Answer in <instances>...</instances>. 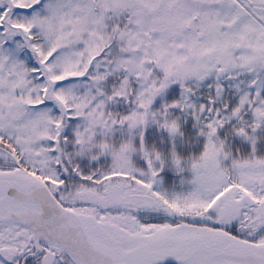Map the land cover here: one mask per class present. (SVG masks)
Listing matches in <instances>:
<instances>
[{
    "label": "snow or ice",
    "instance_id": "snow-or-ice-1",
    "mask_svg": "<svg viewBox=\"0 0 264 264\" xmlns=\"http://www.w3.org/2000/svg\"><path fill=\"white\" fill-rule=\"evenodd\" d=\"M225 82L241 94L218 105ZM170 109H191L198 156L145 146L150 119L178 133ZM261 128L264 0H0V264H264ZM165 168L191 176L165 188Z\"/></svg>",
    "mask_w": 264,
    "mask_h": 264
},
{
    "label": "trees",
    "instance_id": "trees-1",
    "mask_svg": "<svg viewBox=\"0 0 264 264\" xmlns=\"http://www.w3.org/2000/svg\"><path fill=\"white\" fill-rule=\"evenodd\" d=\"M176 90L178 91L179 88H177ZM205 94H207V92H202L200 96ZM174 100L176 99L168 97H165L164 99L157 98L154 102L153 110H161L160 101H162L163 104H168ZM232 100H234V98ZM158 102L160 103L158 104ZM157 119H159V117H157ZM167 119L169 121L175 120L179 125V132L177 136L171 138V136H169V134L163 128L159 129V127H157L156 124L152 123L150 119L148 125L145 128V146L149 149L155 148L158 152L161 153L162 157L164 158L169 157L170 152L173 150V146L176 153L181 157L186 158L190 155L198 156L203 150L204 143V138L197 135V129L200 127L199 123L197 121H193L191 117L181 118L176 114V112H174L173 109L169 110ZM232 123H236V121H233ZM193 125H195V127ZM256 136L259 137L256 145V154L257 156H264V128L259 129L256 132ZM220 137L225 141L226 150H232L234 155L236 154L237 150H239V154L241 156L248 155L250 151V145L247 142L243 141L241 138L233 135L231 131V125H227L224 130H221ZM187 172L188 171L186 170L181 175H185ZM169 173L175 174L169 168H165L161 174Z\"/></svg>",
    "mask_w": 264,
    "mask_h": 264
},
{
    "label": "rangeland",
    "instance_id": "rangeland-1",
    "mask_svg": "<svg viewBox=\"0 0 264 264\" xmlns=\"http://www.w3.org/2000/svg\"><path fill=\"white\" fill-rule=\"evenodd\" d=\"M114 83L118 84L119 81H115ZM212 83L211 79L206 80L203 85L201 84H194L193 87L195 88V95H192L189 100L188 103L194 104L197 107L199 106L200 103H207V97L212 94L213 90L212 89H208V84ZM136 85H133V88H135ZM243 85H239L240 90H243ZM179 88V85H171L167 90H165V92L163 93L162 96H158L157 98L159 99H164L165 97L168 98H175L176 100L181 99L180 97V88L177 91L176 89ZM203 89V90H200ZM106 90L110 91V87L107 88ZM202 92H207V94L200 96V94ZM241 94L240 91L237 90V86L234 84H229L228 82H225L224 84V94L218 99L217 103H219L218 105H223L224 103H228L230 101H232V99H236L239 95ZM156 98V99H157ZM155 99V100H156ZM155 102V101H154ZM161 104L160 106L163 104L162 101H160ZM158 102V104L160 103ZM173 102V101H172ZM154 105V103H153ZM152 105V108H153ZM133 105L131 104H125L123 100H118L115 101L111 104H109L107 106V110H110L114 115L116 114H126L127 112H129L132 109ZM174 112H176L177 115H179L181 118H188L191 117L190 112L191 109L186 110L185 112H181L179 111V109H173ZM161 111H163V109H161ZM119 118V116L117 115V119ZM192 118V117H191ZM245 119H248L247 117H245ZM194 121V120H193ZM156 124V123H154ZM153 125V124H152ZM157 127L158 124H156ZM159 129H162L159 127ZM101 130L97 129V132L99 133ZM140 130L139 129H129L127 125H125L124 127H113L112 131L110 133H108V138H110L112 141H114L115 143H119L121 140H127L130 137L133 136H138V132ZM179 132V131H178ZM178 134V133H177ZM171 136L172 137H176L177 136ZM99 138V137H98ZM146 141V137H145V129H144V143ZM133 160L135 161V163L138 166H144V161L139 157V156H134ZM162 179H163V186L165 188H175V190L179 191L180 190V179H181V175H176V174H161ZM184 178H190L191 174L190 172H187L185 175H182Z\"/></svg>",
    "mask_w": 264,
    "mask_h": 264
},
{
    "label": "water",
    "instance_id": "water-1",
    "mask_svg": "<svg viewBox=\"0 0 264 264\" xmlns=\"http://www.w3.org/2000/svg\"><path fill=\"white\" fill-rule=\"evenodd\" d=\"M164 264H176V261L173 260V259H171V258H169L168 260H166V261L164 262Z\"/></svg>",
    "mask_w": 264,
    "mask_h": 264
}]
</instances>
